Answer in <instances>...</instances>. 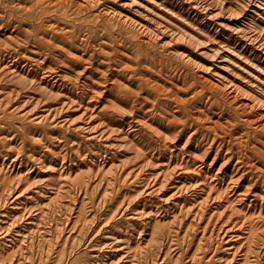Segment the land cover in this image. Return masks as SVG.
Masks as SVG:
<instances>
[{
	"label": "rangeland",
	"instance_id": "1",
	"mask_svg": "<svg viewBox=\"0 0 264 264\" xmlns=\"http://www.w3.org/2000/svg\"><path fill=\"white\" fill-rule=\"evenodd\" d=\"M263 103L264 0H0V264H264Z\"/></svg>",
	"mask_w": 264,
	"mask_h": 264
},
{
	"label": "bare ground",
	"instance_id": "2",
	"mask_svg": "<svg viewBox=\"0 0 264 264\" xmlns=\"http://www.w3.org/2000/svg\"><path fill=\"white\" fill-rule=\"evenodd\" d=\"M85 4V3H84ZM208 29V28H207ZM9 43V42H8ZM241 45V44H240ZM13 46V45H12ZM259 46V45H258ZM247 47V46H246ZM245 47V48H246ZM244 47H243V49H245ZM248 48V47H247ZM71 75V74H70ZM227 88V87H226ZM226 88H225V90H226ZM227 91V90H226ZM229 91H230V94H232V95H234V96H237L238 94H240V92L242 91V89L238 86V85H236V84H233V83H231V86L229 87ZM228 91V92H229ZM254 103V102H253ZM264 104V103H263ZM254 105H257V106H261V104L260 103H254ZM253 105V106H254ZM264 111V110H263ZM262 115V114H261ZM261 118L262 119H264V114L261 116ZM216 166V165H215ZM202 167V166H201ZM206 170V169H205ZM220 170V169H219ZM201 171V170H200ZM199 171V172H200ZM220 172V171H219ZM218 173V172H217ZM200 174V173H199ZM207 174V173H206ZM219 174V173H218ZM218 174H216V175H218ZM222 176H223V174H222ZM225 176V175H224ZM223 176V177H224ZM200 177V176H199ZM202 177V176H201ZM205 177V176H204ZM217 177V176H216ZM215 177V178H216ZM217 178H219V177H217ZM224 179H225V177H224ZM233 180V179H232ZM201 181V180H200ZM222 181V180H221ZM235 181V180H234ZM222 183H223V181H222ZM225 183V182H224ZM231 183V182H230ZM237 182L235 181V184H236ZM213 185V184H212ZM228 185H230V184H228ZM234 185V184H233ZM231 187H234V186H231ZM235 187H237V186H235ZM220 189V188H219ZM230 189H232V188H230ZM235 190V189H234ZM233 193H234V191H233ZM241 193V192H240ZM258 193V192H257ZM242 194V193H241ZM243 194H244V192H243ZM243 194H242V196H243ZM247 194V193H246ZM231 195H234V194H232L231 193ZM245 195V194H244ZM236 196H237V194H236ZM246 198V197H245ZM244 197H243V199H245ZM238 199V198H237ZM254 200V199H253ZM258 201V200H257ZM250 204V203H249ZM256 204V203H255ZM248 206V205H247ZM255 207H257V204L256 205H254ZM253 206V207H254ZM236 207V206H235ZM234 207V208H235ZM225 209V208H224ZM250 209V208H249ZM255 209V208H254ZM252 211V210H251ZM250 211V212H251ZM243 221V220H242Z\"/></svg>",
	"mask_w": 264,
	"mask_h": 264
}]
</instances>
